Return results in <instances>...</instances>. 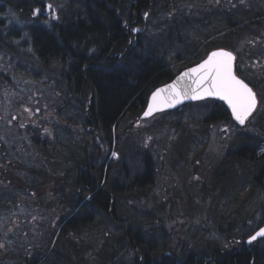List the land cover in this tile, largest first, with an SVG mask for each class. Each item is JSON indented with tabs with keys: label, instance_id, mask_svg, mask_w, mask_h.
Instances as JSON below:
<instances>
[{
	"label": "trees",
	"instance_id": "1",
	"mask_svg": "<svg viewBox=\"0 0 264 264\" xmlns=\"http://www.w3.org/2000/svg\"><path fill=\"white\" fill-rule=\"evenodd\" d=\"M4 1L17 13L27 17L33 16L32 6L44 3V0ZM171 1L62 0L58 9V22L53 21L51 25L39 23L33 25L31 31L28 30L33 41V52L32 55H25L27 60L22 58L23 62L20 63L25 64L27 61L26 63L29 62L34 68L39 63L41 69L47 70L48 76L57 74L56 78H48L45 85H36L37 88L54 91L48 102L55 106L60 117L69 106H76L81 110L77 120L82 118V122L75 123V130L72 129L77 134L76 148H71V143L62 144V151L64 149L68 152V156L64 151L57 157L54 155L57 148L53 149L50 144L52 137L44 140L42 146L40 139L35 138L34 153L38 158L35 162L30 160L25 168L20 169L21 177H28L30 188L27 193L30 198H34L35 189L40 186L39 179L44 177L51 179V183L58 182V177L65 178L68 192L62 190L64 196L58 207L60 211L64 208V211L58 227L47 231L43 240L45 248L37 250L35 257H23L21 262L14 264H221L222 261L225 264L228 260L231 264H261L264 256L257 252V248L262 240L249 249L250 253L246 251L247 253L241 256L236 254L234 257L224 258V253L212 241L198 244L192 251L181 248L173 255L165 242L166 239L162 242L156 240L158 243L151 235L147 241L143 239L151 229L156 233L161 230V219L158 215L154 218L156 225L151 222L149 227L148 222L154 213L133 215L129 210L131 201L149 195V191L155 186L153 179L162 166L159 159L139 142L134 132L136 120L144 113L154 90L169 83L180 71L200 62L214 50L236 51L234 42L240 35L250 34L256 37V41L264 38V0L256 1V11H236L223 17L221 22L208 17L202 20L194 19L207 24L206 32L185 35L190 38V43L184 40L182 32L189 18L185 11L180 8L176 10L169 5ZM180 18L182 23L179 22ZM36 20L42 21L40 17ZM5 27L2 22L0 74L4 76L0 75V90L6 83L10 86L9 92L3 93L6 97L4 104L7 99L14 100V95H20L21 83L30 75L19 69V63L16 65V61H13L19 54H23V50L29 51V48L19 43L21 32L15 27L10 32ZM255 28L261 31H250ZM149 30L157 36L148 34ZM149 35L152 37L150 47L143 41ZM177 43L184 46L175 52ZM4 55L10 56L12 61H3L1 58ZM256 55L264 60V45L260 44V49L254 50L246 58L255 61ZM32 58H36L37 62ZM251 60L243 61L239 55L236 71L259 93L264 92V72L249 66ZM20 73L25 75L21 77ZM5 76L14 77L15 81L11 78L7 80ZM261 98L264 99V94ZM197 103L209 111L203 121L204 126L216 125L226 120L227 111L222 109L225 105L223 102L207 100ZM197 103L186 104L183 108L190 109ZM181 110L163 114L173 117L179 115ZM67 126L65 132L71 130V125ZM92 128L100 131L99 138L92 135L88 139L81 138L80 133L83 130L89 135ZM177 128L180 135L172 146L174 160L171 162L179 159L180 151L185 153V140L194 135L199 136V133H207L205 127L193 130L192 126L190 129H184L180 125ZM259 129L264 132L263 126ZM238 139V147L230 150L226 146L224 155L220 156V161L214 167L218 171L222 166L228 167L229 170L232 168L233 171H245V174H250L249 182L253 192L264 194V154L260 157L256 154V146H262V141L257 137V133L248 132H241ZM7 141L8 139L3 140L6 148ZM11 141L13 142L12 139ZM48 143L51 146H46ZM1 144L2 138L0 146ZM13 151L14 145L10 152L7 148L8 162H11ZM114 151L119 155V159L108 160ZM129 155L144 157L143 172L131 180L127 172V162L125 164L126 160H123ZM42 156L48 159H40ZM110 161L121 168L119 173L110 172ZM16 162L19 160L15 159L10 167L1 168L7 164L4 157L0 160L1 173L11 170L8 179H3L0 175V191L13 189L12 183L19 170L14 169ZM208 178L213 183L210 175ZM236 186L242 190L244 188L242 185ZM229 189L231 188H220L223 193ZM234 199L239 201L240 194L234 196ZM8 201L12 202V199H0V217L14 207V202L10 207ZM170 206V203L163 204L161 210ZM36 207L37 205H33V209ZM186 210L187 208H184V211ZM171 218L170 220H181L183 216L177 212V215ZM95 221L101 224L103 232L100 237L96 229L90 232V239L95 241L93 244H84L85 235L80 236L78 241L69 240L68 234H88L87 231L91 230ZM112 228L113 231H110ZM239 240L240 249L247 250L245 237ZM210 260L213 262L210 263Z\"/></svg>",
	"mask_w": 264,
	"mask_h": 264
},
{
	"label": "rangeland",
	"instance_id": "2",
	"mask_svg": "<svg viewBox=\"0 0 264 264\" xmlns=\"http://www.w3.org/2000/svg\"><path fill=\"white\" fill-rule=\"evenodd\" d=\"M12 1L15 2L16 0ZM256 1L172 0L169 5H172L176 10L180 8L181 11L186 12V16L189 19L185 22L186 25L183 26L182 32L184 40L190 43V38H186L185 35L206 32L205 25L207 24L197 22L194 19L202 20L208 17L221 22L223 17L236 13V11L244 9L256 11ZM43 2L52 3L58 11L62 0H44ZM34 6L32 7L34 8ZM58 15L59 12L55 16L58 17ZM42 19L46 20L47 18ZM43 20L38 22L33 20L32 16L27 17L22 13L19 14L9 3L0 0V24L4 22L10 32L13 27L17 28L21 32L19 43L22 46L24 45L25 48H29V51L23 50V54H19L18 58L13 59V61H16V65L19 63V69L25 70L27 74H30L27 75L28 78H24L23 83H21L22 88L19 89L20 95H14V100L7 99V103L4 104L6 97L3 96V93L6 92L5 94H7L9 92L8 89H10L8 83L4 85V90H0V138H2L0 160L4 157L7 164L1 168L10 167L15 159L19 160V162H16L17 166L14 167V169L18 168L19 170H17L18 175H15V181L12 183L13 189L10 190L8 188L0 191V199L2 201H7V198H9L14 202V207L0 217V264H14L21 262L23 257H35L37 250L41 251V249L45 248L43 240L45 235H47V231L55 230L58 227V222L64 211V208L60 211L58 206L64 196V191L62 190L68 192L65 178L58 177L59 180L54 182L55 184L51 183V179L47 177L39 179L40 186L35 189L34 198L28 196L29 180L28 177H25V179L21 177L20 169L21 167L25 168L30 160L35 162L38 158L34 153L35 138L36 140L40 139L39 143L42 146L44 140L52 137L50 144L53 145V149L57 148L54 151V155L57 157L63 154L64 151L68 156V152L64 149L62 151V144L63 142L71 143V148H76L77 134L74 132V125L82 122V118L79 119L80 122L77 120L81 110L76 106H69L64 111L63 116L60 117L56 113L57 109L55 106L50 105L48 102L54 91L37 88L36 85H45L48 78H56L57 74H53L52 77L48 76L47 70L41 69L40 67L42 66L39 63L36 68L33 65H29V62L26 63L27 61L25 64L20 63L22 58L27 60L24 57L25 55H32L33 52V41L28 30L31 31L32 26L39 23L49 24L50 20L55 22L53 16L50 20L45 21L47 23ZM179 22L182 23L181 18ZM139 29L143 32L141 27ZM150 30L148 34L157 36ZM250 31L259 32L261 29L255 28V30L250 29ZM262 32L264 34V29H262ZM151 39L152 37L149 35L143 40L149 45H147L148 47L151 45L149 43L152 42ZM260 44L264 45V38L256 41V37L250 34L240 35L234 42L235 54H237V57L240 55L243 61L248 62L251 59L246 57H249L254 50H259ZM183 46V44L177 43L174 51L178 52ZM259 57L256 55L254 57L255 61L251 60L252 62L249 63V66H254L256 70L264 72V60L262 58L259 59ZM1 59L9 61L12 58L4 55ZM32 59L37 62L36 58ZM24 75L20 73L21 77ZM194 105L190 109L182 108L177 116L168 117L163 113H159L152 117L142 115L140 119L136 120L134 132L139 142L150 150L155 158L159 159L162 166L153 179L155 186L149 191V195L131 201V209L129 210L130 212L132 211L133 215L154 213L150 220L146 217L149 220V227H151V222L156 225L154 218L156 214L158 215L161 219L159 222L161 230L156 233L154 229H151L150 233L145 235L143 239L147 241L150 235L155 241L162 242L166 239L165 242L168 243L173 255H176L181 248L183 250L187 248L192 251L196 245H203L212 241L219 246V250L221 249L220 251L224 253L225 258L237 249L241 251V244L238 243V240L243 239V237L247 239L251 233L264 224V194L253 192L249 182L250 174H245V171L239 169L233 171L232 168L229 170L226 166H222V169L218 171L214 165L220 161V156L224 155V150L227 147L230 150H235L238 147L237 143L240 140L238 136L241 132H257L254 130L251 118L237 132H225L224 124H216L214 129H211V125L204 126L203 123L209 111L198 103ZM68 124L71 125V127L69 126L71 130L65 132ZM180 125L184 129H190V126H192L191 129L193 130L205 127L207 133L205 135H200L199 133V136L194 135V137H190L185 142L183 141L187 146L185 153L183 154V151H180L179 159L176 158V162H171L174 160L172 158V146L179 139L180 130L177 126L180 127ZM73 128L74 130H72ZM80 135L81 138L85 139H88L91 135L99 138L101 133L97 129L92 128L89 135L85 130ZM4 139H8L7 148L9 152L14 145V155L11 158V162L7 161L8 152L6 146L3 145ZM11 139L13 142H10ZM50 144L48 143L46 146ZM115 153L108 160H118L119 155ZM40 159L48 158L42 156ZM123 160H126L125 164L127 162L126 167L130 180L135 175L143 172L144 166L142 162L144 157L142 155H129ZM110 165L109 170L112 174L121 171V168L113 164V162ZM193 170H196V172H193ZM10 172L11 170L0 172V175L3 179H8ZM209 175H214L211 177L213 183L208 178ZM70 183H73V181H70ZM236 185H242L244 187L243 190ZM222 187L231 189L223 193L220 190ZM146 190L148 192V189ZM237 194H240L239 201L234 199ZM12 202L8 201L10 207L13 206ZM235 202L236 205H234ZM167 203H170L171 206L161 210L162 205ZM33 205H37L36 209H33ZM39 205H43V207ZM184 208H187V210L184 211ZM157 209L158 212H156ZM173 209L175 212H172ZM177 212L183 218L181 220H170L172 219L171 217L177 215ZM95 229L100 237L103 227L95 221L91 230L87 231L88 234L85 232L81 235L80 232L68 234L69 240L78 241L80 236L85 235L84 244L91 245L95 241L90 239V232ZM110 231H113V228ZM257 244L255 243L251 247ZM259 244L260 247L257 248V252L264 256V239ZM171 253L169 252L173 256ZM210 261V263L213 262L212 260ZM213 263L215 264V262ZM261 264H264V257L261 260Z\"/></svg>",
	"mask_w": 264,
	"mask_h": 264
},
{
	"label": "snow or ice",
	"instance_id": "3",
	"mask_svg": "<svg viewBox=\"0 0 264 264\" xmlns=\"http://www.w3.org/2000/svg\"><path fill=\"white\" fill-rule=\"evenodd\" d=\"M46 10L53 11V18H56L51 4L46 5ZM39 14V8L33 10L34 16ZM234 59L228 51L212 52L202 63L178 77L175 83L153 92L152 102L144 115L149 116L163 107H174L184 99L214 98L224 101L231 109L235 121L241 126L245 125L256 109L257 98L248 84L234 73ZM258 237H264V228L252 235L248 242L251 243Z\"/></svg>",
	"mask_w": 264,
	"mask_h": 264
},
{
	"label": "flooded vegetation",
	"instance_id": "4",
	"mask_svg": "<svg viewBox=\"0 0 264 264\" xmlns=\"http://www.w3.org/2000/svg\"><path fill=\"white\" fill-rule=\"evenodd\" d=\"M46 5H48L47 2L44 3V4L42 3L41 5H35L34 6L33 10L36 9V8L40 9V14L38 16H34V15L32 16V18L34 20H36L37 17H40V19L47 18L46 20L42 19L44 22L51 19L52 15H53V12L52 11H47L46 10ZM45 23H47V22H45ZM52 23H53L52 20H50L49 24L51 25ZM0 75L4 76V74H2V73ZM10 78L13 80V82L15 81L14 77L13 78L10 77V76L6 77L7 80H10ZM256 94H257L258 103H257L256 109L254 110L252 115L248 118V120L250 118L253 120V125H254V129L257 132V137L259 136V139H261L262 144H263L262 146H258V145L256 146V149H257L256 154H257V156L260 157L261 155L264 154V132L259 129L262 126L264 127V99L261 98V95H263L264 92H261V93L256 92ZM222 109H225L227 111V117H226V120H224L222 122H219L218 124H224L225 125L224 126L225 129H226L225 132H227V133H230L232 131L237 132L238 130H240L241 127H244L246 125L247 121L245 122V125H243V126L239 125L235 121V119L233 118L231 110L227 106L224 105L222 107ZM214 127H215V124H211L210 128L214 129ZM210 176L212 177V175H210ZM246 251H248L250 253L249 249L245 250V249L241 248V251L237 249L236 251L231 252L225 258L234 257L236 254L241 256ZM221 264H224V263H221ZM225 264H231V262L228 260Z\"/></svg>",
	"mask_w": 264,
	"mask_h": 264
},
{
	"label": "water",
	"instance_id": "5",
	"mask_svg": "<svg viewBox=\"0 0 264 264\" xmlns=\"http://www.w3.org/2000/svg\"><path fill=\"white\" fill-rule=\"evenodd\" d=\"M56 19H57V16H56ZM217 51H219V50H217ZM224 51H228V50H224ZM215 52V51H214ZM228 52H230V51H228ZM232 53V52H231ZM211 54V53H210ZM232 55L235 57V55L232 53ZM208 57V56H207ZM206 57V58H207ZM205 58V59H206ZM204 59V60H205ZM203 62V61H202ZM202 62H200V63H202ZM235 63H236V57H235V59H234V61H233V70H234V73L236 74V71H235ZM198 65V64H197ZM197 65H194V66H192V67H189V68H187V69H185V70H183L181 73H179L171 82H169L168 84H166V85H169V84H173V83H175L176 81H177V79H178V77H180L184 72H186V71H188L189 69H191V68H193V67H196ZM237 75V74H236ZM237 77L239 78V79H242V78H240L238 75H237ZM243 80V79H242ZM244 81V80H243ZM245 82V81H244ZM246 83V82H245ZM247 84V83H246ZM166 85H164V86H162V87H160V88H164ZM249 86V85H248ZM250 87V86H249ZM251 88V87H250ZM159 89V88H158ZM252 89V88H251ZM151 97H152V95H151ZM207 99H212V98H207ZM203 100H206V99H203ZM196 101H202V100H193V99H184V100H182V102L181 103H178V104H176L174 107H163L161 110H159V111H155V112H153L152 114H150L149 116H145V117H150V116H152V115H154V114H156V113H158V112H164V111H170V110H175V109H177V108H179V107H181V106H183L184 104H186V103H190V102H196ZM152 101H151V98H150V101H149V104L151 103ZM148 104V105H149ZM227 105V104H226ZM228 106V105H227ZM148 108V107H147ZM146 111H147V109H146ZM262 228H264V226L262 227ZM261 229V228H260ZM259 231V230H258ZM251 238V237H250ZM249 238V239H250ZM262 238H264V237H258L256 240H253L252 242H254V241H257V240H260V239H262ZM249 239H248V241H249ZM247 241V243L248 244H251V243H249Z\"/></svg>",
	"mask_w": 264,
	"mask_h": 264
}]
</instances>
